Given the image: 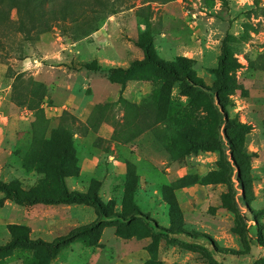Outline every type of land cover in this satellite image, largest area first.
<instances>
[{
	"label": "rangeland",
	"instance_id": "rangeland-1",
	"mask_svg": "<svg viewBox=\"0 0 264 264\" xmlns=\"http://www.w3.org/2000/svg\"><path fill=\"white\" fill-rule=\"evenodd\" d=\"M0 41V182L30 192L43 177L54 191V174L33 167L55 159L62 130L69 191L188 234L135 219L70 236L96 219L92 204L0 192V245L68 237L52 257L18 242L0 264H264V0H111L29 36L2 26ZM145 45L176 76L147 62ZM223 49L229 67L214 75ZM182 67L192 84L179 79ZM38 110L50 127H30ZM62 111L69 127H52ZM100 122L115 142L86 139V124Z\"/></svg>",
	"mask_w": 264,
	"mask_h": 264
},
{
	"label": "trees",
	"instance_id": "trees-1",
	"mask_svg": "<svg viewBox=\"0 0 264 264\" xmlns=\"http://www.w3.org/2000/svg\"><path fill=\"white\" fill-rule=\"evenodd\" d=\"M111 0H0V27L12 26V28L19 34L23 36H29L35 33H40L46 31L53 22L64 21V20H74L77 16L82 15L83 12L91 11L94 9H103L107 5V2ZM118 4L131 5L135 0H115ZM144 2H151L155 0H141ZM169 0H161V2H166ZM13 10L15 14V19H10V11ZM1 44V41H0ZM144 59L155 66L159 70H164L172 76H176L174 68L163 63L160 59L156 58L153 52L150 50L149 45L143 47ZM229 67L228 61L226 59V50L223 49L219 56V61L217 64L210 69L214 75L223 76L226 69ZM179 79H182L186 84H192L191 70L188 67H182L179 72ZM195 86L203 87L201 84ZM208 89V88H207ZM210 90V89H209ZM213 92V95L216 91ZM212 95V94H211ZM221 108V107H220ZM34 120L30 123V127H50L49 121L46 119L40 110L35 112ZM220 117H224L225 122L228 123L225 117V113L221 109L219 112ZM72 121V116L66 111L57 117L56 125L52 127H69ZM53 132V131H52ZM50 134V138L52 136ZM59 134V139L54 138L55 143L51 149L53 156H56L54 160L39 161L35 167H33L34 172L46 174L50 170L54 177L50 179V183L54 184V191L49 192V188L46 191V186H44V178L38 180L39 186L34 187L32 191L26 192L21 190L19 186L12 182L4 183L0 182V192L11 197L15 202H86L92 204L96 211V219L88 225L74 229L70 236L86 232L87 230L100 225L103 222H118L122 224H128L132 220L140 219L145 225H147L151 230L156 233L173 235V234H183L188 235L179 230H170L164 227L157 226L152 219L147 215L140 213L138 210L128 212L127 214L121 213H106L105 205L102 201L95 195L88 192L79 191H69L64 182V176L68 173L66 171L67 158H69L72 153L69 150L70 139L65 131L57 130ZM58 139V140H57ZM44 139L39 138L38 145L42 143ZM35 161V162H36ZM196 235H191L194 237ZM68 238V237H67ZM67 238L59 237L53 242H45L40 239L30 240L25 237H14L9 240L4 245H0V251L9 249L13 247L18 242H24L33 246L43 247L48 249V255L52 257L55 254V250L58 246L63 243ZM196 239V237H195Z\"/></svg>",
	"mask_w": 264,
	"mask_h": 264
},
{
	"label": "crops",
	"instance_id": "crops-1",
	"mask_svg": "<svg viewBox=\"0 0 264 264\" xmlns=\"http://www.w3.org/2000/svg\"><path fill=\"white\" fill-rule=\"evenodd\" d=\"M74 95H72L73 98ZM70 104V103H69ZM62 107L66 108L65 105H62ZM74 109L72 110L73 113L75 114L76 112V104H73ZM50 108V107H49ZM72 108V107H71ZM55 109V108H54ZM85 112V110H84ZM77 114V113H76ZM79 114L82 115V112L79 111ZM81 121L85 122V119L83 118H79ZM87 127V132H86V139H96V138H101L103 140H111L112 138V132H113V128L110 126V124L106 123V122H100L96 127H89L86 124ZM112 142H115L114 140H111ZM91 149H93V147L90 144ZM88 159H92L93 160V155H91L90 153L87 154Z\"/></svg>",
	"mask_w": 264,
	"mask_h": 264
}]
</instances>
